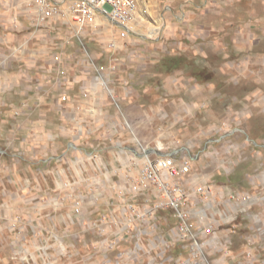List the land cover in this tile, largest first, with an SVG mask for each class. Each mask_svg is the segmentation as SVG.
Wrapping results in <instances>:
<instances>
[{
	"label": "rangeland",
	"instance_id": "rangeland-1",
	"mask_svg": "<svg viewBox=\"0 0 264 264\" xmlns=\"http://www.w3.org/2000/svg\"><path fill=\"white\" fill-rule=\"evenodd\" d=\"M29 2L21 0L22 6L32 11L31 18L28 19L27 15L19 18V26L26 21L29 27L24 31L16 27L14 32L25 35L23 55L33 61L41 60L37 61L38 65L47 60L53 62L54 55L58 53L62 55L68 72L74 76L81 74L89 59L99 64L125 57L175 59V74H179L182 81L177 79L176 92L167 95L164 93L167 90L166 79L156 80L160 85L159 100L174 99L180 105L192 103L189 105L197 113L193 111L191 122L188 119L184 121L180 120L184 109H178L181 112L176 116L172 131L176 142L160 144V148L177 159L191 158L193 168L187 176L189 185L207 184L220 191L216 195L220 200L222 196L227 197L229 190H236L248 192L253 203L264 201V0H138L131 30L127 36L118 39L120 47L117 49H110L107 44L119 35L121 28L106 18L100 17L95 25L78 37V28L68 16L45 26L38 25L34 21L36 8L31 7ZM7 8V4H0L1 23L9 21V15L4 12ZM237 42L246 45L238 47ZM241 59L254 61L250 63L252 72L250 70L249 75L247 66L236 63ZM161 67L155 65L160 71ZM42 74L40 68L34 75L38 78ZM108 95L113 97L112 92ZM247 103L254 108V113L246 120L248 124L242 125L244 118L241 119L238 113ZM160 131L163 132L161 128ZM7 174L0 172L3 181H6ZM51 194H28L24 199L32 203L25 204L17 194L0 192V264H77L73 263L71 255L73 241L64 240L62 235L92 231L94 227L97 233L102 232L101 227H96L88 219L86 221L90 224H77L76 218L83 217L79 214L85 194H77L76 197L72 192ZM123 196L127 203L133 199L128 191ZM148 197H151L149 192L135 200L139 209L144 210ZM122 198L121 203L126 205ZM62 201L69 207L61 208ZM218 206H221L220 203ZM105 212L109 213L108 209L101 206L88 216L94 215L97 223L102 224L103 218H107L104 217ZM243 215L244 219L239 217L236 221L234 234H239V229L247 234L250 228L243 227L244 224L256 219L253 215ZM71 216L74 221L69 219L67 223H57L58 219ZM128 218L132 219V216ZM145 218L150 225L147 229L149 235H141L139 229L122 231L123 224L114 219L103 227L113 236H121L122 232L132 235V249L137 243L144 246L143 260L136 263L134 258L133 264H153L150 262L159 250L150 252L155 236L164 237L172 244L164 255L159 256L160 262L182 264L189 258V251L182 247V243H174L172 230L177 225V219L172 209L160 208L154 216ZM136 220L139 226L141 221ZM254 225L264 224L255 221ZM139 227L142 230L145 228L144 225ZM40 235L48 239L40 240ZM156 243L161 245L159 241ZM250 244L247 238L239 242L232 240L230 248H235V251L244 249L240 264H247ZM223 251L224 248L220 251L207 247V259L215 264L214 257L221 258Z\"/></svg>",
	"mask_w": 264,
	"mask_h": 264
},
{
	"label": "crops",
	"instance_id": "crops-1",
	"mask_svg": "<svg viewBox=\"0 0 264 264\" xmlns=\"http://www.w3.org/2000/svg\"><path fill=\"white\" fill-rule=\"evenodd\" d=\"M0 1V4H7L8 8L4 12L9 15L8 23H1L0 12V172H8L6 181L0 177V192L17 194L25 204L32 203L24 199L28 194L51 196V193L59 191L72 192L74 197L85 194L86 198L80 203L82 212L79 214L83 217L76 218L77 224H87L88 219L96 227H101L102 232L97 233L94 227L92 231L62 235L64 240L73 241V263L133 264L134 257L130 255L132 235L121 234L119 243L109 249L110 243L118 239L119 235L113 236L103 226L113 219L123 225H138L137 221L131 223L126 219L124 205L121 203V192L126 187L128 177L138 175L145 155L171 156L169 151L160 148V144L170 145L176 142L172 132L176 116L184 109L180 120L188 119L191 122L193 111L197 113L189 105L192 103L180 105L174 99H162L166 102L159 100L160 85H157L156 80L166 79L167 90L164 93L167 95L176 92L177 79L182 81V77L175 74L176 60L125 57L109 59L108 63L99 64L89 59L80 71L81 74L74 76L68 72L62 55L58 53L54 57L59 55V61L54 58V63L47 60L38 65L37 61L41 60L33 61L23 55L25 35L14 32L16 27H21L19 29H23L22 31L29 27V22L26 21L19 26V18L27 15L30 19L32 11L25 9L21 0ZM29 3L36 8L34 0ZM36 9L34 21L41 26L64 18L40 24ZM77 35L80 37L78 32ZM237 43L238 47L246 45ZM8 50L10 53H7ZM252 62V59H241L236 63L247 66L249 75ZM155 65H162V71L155 68ZM40 68L42 78H37L34 74ZM36 81L39 82L38 85ZM111 92L112 98L108 95ZM64 95L70 99L63 100ZM253 113L254 108L250 103L241 108L238 116L244 118L242 125L248 124ZM247 138L250 140L249 136ZM253 143L257 144L256 141ZM213 191L215 195L220 193L219 190ZM197 203L198 208L203 206L201 195H197ZM234 205L238 208L236 203ZM101 206L107 208L109 213H104L107 218H103L102 224H99L96 217L91 215ZM67 207L69 205L62 201L61 208ZM89 209L91 211L88 212ZM89 213L91 215L88 216ZM250 215L264 224V201L254 202L247 213V216ZM72 217L60 218L57 223L64 224L69 219L74 221ZM240 217L245 218L243 214ZM255 220L244 224L243 227L250 228L247 234L241 229L238 230L239 234H232L224 226L219 230L211 248L222 250L223 242L228 239L239 242L242 238H247L249 244L250 241L253 242L249 249L254 253L255 259L253 263L248 260L246 263L258 264L259 261H264V234L256 231ZM138 228L141 232L142 228L137 226L136 230ZM39 239L48 238L44 239L40 235ZM243 252L244 249L235 251L232 247L228 255L223 253L224 256L219 259L214 257V262L240 264ZM143 255L145 254L135 258L136 263L143 260Z\"/></svg>",
	"mask_w": 264,
	"mask_h": 264
},
{
	"label": "built area",
	"instance_id": "built-area-1",
	"mask_svg": "<svg viewBox=\"0 0 264 264\" xmlns=\"http://www.w3.org/2000/svg\"><path fill=\"white\" fill-rule=\"evenodd\" d=\"M34 3L37 8V20L40 24L51 19L68 16L76 23L79 35L84 34L87 28L95 25L100 17L118 25L121 31L117 37L109 40L107 46L110 49L120 47L118 39L127 36L131 29L130 23L138 9V0H34ZM54 58L57 61L60 60L59 55ZM68 99L70 98L67 95L63 96V100ZM192 168V161L189 157L177 159L172 155L157 157L145 155L138 175L128 177L127 188L123 193L121 192L123 202H126L123 196L125 191L133 196L131 201L126 202L123 210L129 222L135 223L138 218L142 226H145L141 235H149L147 229L150 225L145 217L154 216L160 208L172 209L174 217L177 219V225L172 230L175 238L174 243L181 242L182 247L187 249L190 254L182 264H211V261L207 259L206 248L215 244L214 241L218 237L219 230L225 225L230 233H236V221L240 215L247 214L254 203L248 192L229 190L227 197L222 196L221 201H218L217 199L220 200V198L207 184L191 188L187 185V176L192 173ZM147 192L151 197L146 199L144 210H141L137 207L135 200ZM197 195H201L203 198V206L200 208H198ZM219 203L221 206H218ZM235 203L238 208L234 205ZM130 216L132 219L128 218ZM255 221L261 220L256 219ZM137 226L126 224L122 226V231H134ZM255 229L258 233L264 234L263 225H255ZM122 234L125 233L122 232ZM119 239L121 236L110 243L109 249L117 245ZM156 241L161 242V245ZM231 244V239L223 243L224 253L227 255ZM151 245L153 249L150 252L158 248L159 250L150 263L165 264L158 258L164 255L172 244L164 237L155 236ZM144 250V246L137 243L130 255L137 258L145 252ZM246 257L250 263H253L255 255L251 250L247 251ZM258 264H264V261L261 260Z\"/></svg>",
	"mask_w": 264,
	"mask_h": 264
}]
</instances>
